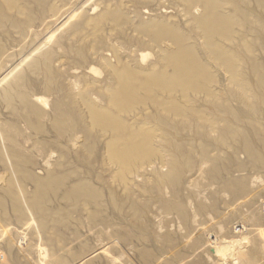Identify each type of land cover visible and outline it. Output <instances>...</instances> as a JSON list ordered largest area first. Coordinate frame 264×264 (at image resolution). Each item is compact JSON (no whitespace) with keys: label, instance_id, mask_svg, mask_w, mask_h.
<instances>
[{"label":"bare ground","instance_id":"6f19581e","mask_svg":"<svg viewBox=\"0 0 264 264\" xmlns=\"http://www.w3.org/2000/svg\"><path fill=\"white\" fill-rule=\"evenodd\" d=\"M251 4L264 18V0H0V225L34 242L0 234L13 264H132L133 242L142 264L153 245L167 264H219L194 236L226 211L254 214L262 242ZM228 238L218 257L255 262Z\"/></svg>","mask_w":264,"mask_h":264},{"label":"rangeland","instance_id":"374dc122","mask_svg":"<svg viewBox=\"0 0 264 264\" xmlns=\"http://www.w3.org/2000/svg\"><path fill=\"white\" fill-rule=\"evenodd\" d=\"M95 4V1L94 2H92L91 3V5H94ZM77 9H80V8H82V5L81 4H77L76 6H75ZM249 7H251V9L253 10V14H254V18H253V21H254V24L255 25H260L259 23H257L256 22V19H258L257 17H259V18H261V14H262V11L261 10H259V9H256L254 6H253V4H251V5H249ZM261 19H263V21H264V18H261ZM201 42V41H200ZM147 53H149V55H148V57L146 58V61H150V59L153 57V50H152V48H148V50H147ZM96 65V68H98V69H100V70H102V68H101V65L100 64H95ZM218 76H219V78L221 79V81H222V83H225V72L222 70V69H220V68H218V67H216V66H213V69H212ZM225 86H227V84H224ZM258 123H259V125H260V127L261 126H263L264 125V119L263 118H260V121H258ZM256 173L257 174H259V175H256ZM254 175H255V177H259V178H264V172H260V171H255V173H253ZM262 176V177H261ZM263 180V179H262ZM260 201L261 200H263L262 202L264 203V196H261V198L259 199ZM261 202V203H262ZM258 203V207H259V209L256 211V218H255V220L259 217L258 216V214H264V204L262 203ZM260 205V206H259ZM230 212V215L228 214V211H226V213H225V215H224V217L226 218L225 220H223V219H221L220 221L221 222H219V221H217V223H216V230L215 229H212L211 228V225H212V223H213V221H214V218H209V219H205V223H206V226L208 227V229L210 230V234L214 237V239H215V243L213 242H211L209 239H208V236L210 235V234H206V235H204V233H203V235H201L202 233H198V234H196L194 237H195V239L196 240H199L198 242H200V244H202V250L204 251V255H209L210 257H211V259L212 260H214L215 262L217 261V262H219V264H239V263H237L238 261L237 260H235V262H234V260L233 259H224V258H220V257H218L219 255L218 254H216V248H218L219 247V245L217 244V243H223L224 242V239H229L228 237H234V239L235 240H239V239H244V240H242L241 241V243L243 244V246H244V248H245V250L246 251H250V250H248V249H250V248H252V251H250L251 253H252V256H256V260L250 255V253H249V255L253 258L252 260L254 261L255 260V262H253V264L255 263V264H264V256L262 257L261 256V250H263L264 249V239H262V240H260V241H262V242H260L259 243V241H255L254 240V237H253V234L250 232V230L248 229V225H247V229H246V221L247 220H249V219H251V218H249V217H253V215L254 214H251V216L250 215H248L249 214V212H248V214L246 215V211L245 212H237V211H229ZM226 215H228V216H226ZM232 215V216H231ZM239 215V216H238ZM249 216V217H248ZM228 218V219H227ZM249 218V219H248ZM228 220V221H227ZM229 220H230V222H229ZM233 220H234V222H233ZM224 221V222H223ZM236 221V222H235ZM223 222V223H222ZM233 222V223H232ZM220 223V224H219ZM225 223H226V225L227 226H225ZM241 223V224H240ZM230 224V225H229ZM236 224V225H235ZM238 225V226H237ZM243 225V226H242ZM245 225V226H244ZM241 226V227H240ZM12 227V228H11ZM10 228H4V226H2V225H0V234H2V235H7L8 237H9V241L11 242V241H13V242H11L12 244H19L22 240H19L18 238H17V236H16V234H14L15 232H14V230H15V228H14V226H11ZM220 227V228H219ZM231 227V228H230ZM14 228V229H13ZM234 228V229H233ZM5 229V230H4ZM11 230V232L10 231H7V230ZM12 229H13V231H12ZM126 229H128V228H122V229H120V230H124V232L126 231ZM236 229V230H235ZM5 231V232H4ZM237 231V232H236ZM3 232V233H2ZM7 233V234H6ZM10 233V234H9ZM13 233V234H12ZM236 233V234H235ZM13 235V236H12ZM16 237H15V236ZM27 235H29V234H27ZM210 235V236H211ZM10 236H12V237H10ZM206 236V237H205ZM30 237V235L29 236H27V239H25L23 242H21L22 243V245H27V246H25V247H30L31 245H33L34 244V242L32 241V239H30L29 238ZM198 237L199 238H201V240L200 239H198ZM207 238V239H206ZM11 239H13V240H11ZM17 239V240H16ZM203 239V240H202ZM20 242H19V241ZM204 240H206V241H204ZM253 240H254V242H253ZM16 241H18V242H16ZM26 241V242H25ZM30 241V242H29ZM29 242V243H28ZM33 242V243H32ZM201 242H203V243H201ZM208 244H207V243ZM255 242H256V245H257V251L256 250H254L253 251V243L255 244ZM1 244H0V264L2 263V264H13V262H12V260L10 259V257H9V254H7V249L5 248V246L3 245L4 243H2V241L0 242ZM20 243V244H21ZM259 244L261 245L260 247L262 248V249H260L259 248ZM126 244H124L123 246H125ZM130 246H132L133 248V250L134 251H130L131 252V255H128V258H130V261L132 262V264H142V261H141V259H140V257H139V252H137L138 251V249L140 248V246L137 244V243H135V242H133L132 244H129ZM208 245H209V247H208ZM4 246V247H3ZM18 247V246H17ZM152 248H154V250H153V252L155 253V255H156V259H154L153 260V264H167V260H169L170 262H174L175 260L173 259V257H163L161 254H160V252H159V248H157L156 246H151ZM206 247V248H205ZM3 248V249H2ZM24 249V248H23ZM33 249L34 250H36V247H33ZM258 249H260V250H258ZM126 251V248L125 247H123L122 249H121V252L120 251H116V252H114V257H116V258H119L120 257V255L122 254V253H124ZM257 252V253H256ZM258 255V256H257ZM30 258H32V259H35V261L37 260V256H36V254L35 253H33V255H31L30 256ZM218 258V259H217ZM23 259V258H22ZM225 260V261H224ZM8 261H9V263H8ZM34 261V260H33ZM34 261V262H35ZM33 262V264H36V263H34ZM178 264H180L179 263V261H178Z\"/></svg>","mask_w":264,"mask_h":264}]
</instances>
